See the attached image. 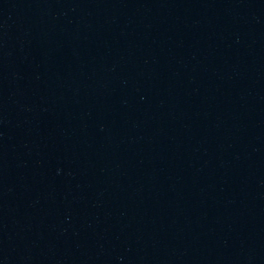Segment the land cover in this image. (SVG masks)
Wrapping results in <instances>:
<instances>
[{
  "label": "water",
  "instance_id": "obj_1",
  "mask_svg": "<svg viewBox=\"0 0 264 264\" xmlns=\"http://www.w3.org/2000/svg\"><path fill=\"white\" fill-rule=\"evenodd\" d=\"M0 264H264V0H0Z\"/></svg>",
  "mask_w": 264,
  "mask_h": 264
}]
</instances>
